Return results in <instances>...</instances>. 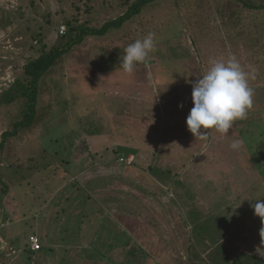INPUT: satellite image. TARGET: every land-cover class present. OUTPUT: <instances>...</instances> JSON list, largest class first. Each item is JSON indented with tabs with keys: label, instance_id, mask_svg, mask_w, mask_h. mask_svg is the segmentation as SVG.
<instances>
[{
	"label": "rangeland",
	"instance_id": "rangeland-1",
	"mask_svg": "<svg viewBox=\"0 0 264 264\" xmlns=\"http://www.w3.org/2000/svg\"><path fill=\"white\" fill-rule=\"evenodd\" d=\"M136 1L0 0V95L17 78L29 83L30 60L67 49L76 38L69 25L101 29ZM150 32L155 50L125 73L124 49ZM232 56L254 77L252 108L227 135L196 139L186 125L189 81L210 59ZM38 98L27 130L16 129L27 99L0 105V264H231L242 250L259 254L251 205L264 198V12L234 0H159L121 29L67 49ZM7 131L15 135L4 139ZM78 140L87 167L98 154V176L120 164L132 179L70 183L84 167L74 160ZM36 233L49 247L31 261Z\"/></svg>",
	"mask_w": 264,
	"mask_h": 264
},
{
	"label": "clouds",
	"instance_id": "clouds-1",
	"mask_svg": "<svg viewBox=\"0 0 264 264\" xmlns=\"http://www.w3.org/2000/svg\"><path fill=\"white\" fill-rule=\"evenodd\" d=\"M154 50L155 34L150 32L124 49L125 55L119 63L121 69L131 75L136 66L145 63ZM199 77L195 81H189L193 107L186 118L188 131L196 139H207L210 130L227 135L233 122L245 119L248 110L252 108L254 92L249 80L254 77L235 56L226 61L210 59L206 71ZM241 145L242 141L233 140L230 148L238 150ZM255 201L251 207L261 220L259 234L261 245L264 246V199ZM256 251L264 256V248L258 247Z\"/></svg>",
	"mask_w": 264,
	"mask_h": 264
},
{
	"label": "trees",
	"instance_id": "trees-1",
	"mask_svg": "<svg viewBox=\"0 0 264 264\" xmlns=\"http://www.w3.org/2000/svg\"><path fill=\"white\" fill-rule=\"evenodd\" d=\"M159 0H137L128 10L127 12L122 15L120 18L115 19L113 21L107 22L101 29H91L84 26L72 27L69 24L71 32L76 31V38L72 39L68 43L67 49L74 47L76 45L81 44L87 36H95V37H103L107 35L113 29H121L127 22L132 20L134 17L140 15L145 7L148 5L155 3ZM238 3H241L243 6L250 10H256L260 12H264V4L256 5L253 1L250 0H234ZM67 49L56 50L54 52H43L38 58L30 60L27 64L24 65V73L26 79L29 83L17 78L15 83L2 95H0V105H10L20 98L27 99V103L25 109L23 111V118L22 120L16 124V129H23L27 130L32 128V126L36 123V116L38 113L39 107V89L40 83L43 81L45 77L51 73L52 69L56 66L58 60L63 57L67 53ZM149 84V81H148ZM146 84L150 89H152L151 85ZM147 86H144L143 89ZM116 90H112V96H116L114 93ZM117 117V116H116ZM14 132H5L3 133L4 139L8 137L14 136ZM73 145H76L74 143ZM85 145V142H83ZM3 143L1 144V147ZM263 156H264V144L261 148ZM4 187L6 185L2 184ZM264 199V198H263ZM39 236V235H38ZM40 237V236H39ZM42 242V240H41ZM30 245V238L29 243ZM27 244V245H28ZM43 244V242H42ZM44 245V244H43ZM260 246L261 243H260ZM264 248V246H262ZM28 258L32 261L34 252L30 250L27 252ZM263 255V254H262ZM227 257V256H226ZM226 262L228 258L225 259ZM231 264H264V256L259 254H255L254 252H239L236 255L235 260Z\"/></svg>",
	"mask_w": 264,
	"mask_h": 264
},
{
	"label": "crops",
	"instance_id": "crops-1",
	"mask_svg": "<svg viewBox=\"0 0 264 264\" xmlns=\"http://www.w3.org/2000/svg\"><path fill=\"white\" fill-rule=\"evenodd\" d=\"M144 97V96H143ZM86 138H88V136L86 137ZM81 140V139H80ZM80 140H78L77 141V143L78 144H76L77 145V147L75 146V145H73V148H74V150L77 152V154L75 155V157H74V160H75V163H77V164H80L81 163V161H83L84 162V167H83V169L82 170H80L78 173H76V174H72V175H70L72 178L69 180V182L71 183V181H73V183H77V182H79L80 184H85L88 180L90 181V180H93L94 178L96 179L97 177H98V179L99 178H102L103 176H106L107 174H109V175H125V176H123V177H127L128 178V180L130 179H132V177L129 175V173H126V174H123V171H121V173L118 171V169L117 168H119V166H120V164L117 166V165H115L116 167L115 168H112L111 170L109 169L108 170V172H104V174L103 175H100V176H98V167H99V164H98V154L96 155L97 157H93V160L95 161V164H94V166H90V167H87V165H86V158H87V154L89 153V152H87L88 150H87V148H86V146L85 145H81V141ZM94 140V139H93ZM76 143V142H75ZM149 145H150V143H148ZM103 151H104V149H102ZM96 152V151H95ZM97 152H102V151H97ZM125 158H129V157H125ZM70 163V162H69ZM117 164V163H116ZM70 174V173H69ZM144 176L145 177H149L150 179H152L153 181H155V182H157V183H159L158 181H156L153 177H151L152 175H149V176H147V175H145L144 174ZM140 177L141 178H144L143 176H141L140 175ZM127 180V181H128ZM145 180V179H144ZM136 182V181H135ZM166 187V186H165ZM127 189V188H126ZM128 190V189H127ZM96 194V193H95ZM35 235H39L38 233H36ZM40 236V235H39ZM208 242H210L209 240H208ZM210 245H212V244H210ZM216 246H218V245H215L214 246V248H216ZM44 247V246H43ZM46 247H49V245L47 246H45L42 250H41V252L42 251H45V249H46ZM216 251H218V252H220L219 250H216ZM242 251H244V252H248V251H245V250H242ZM36 253H40V252H34V254H36ZM221 256V259L224 261V259L226 258V254L225 253H223L222 255H220ZM218 261H220V257H218L217 258V263H218Z\"/></svg>",
	"mask_w": 264,
	"mask_h": 264
},
{
	"label": "built area",
	"instance_id": "built-area-1",
	"mask_svg": "<svg viewBox=\"0 0 264 264\" xmlns=\"http://www.w3.org/2000/svg\"><path fill=\"white\" fill-rule=\"evenodd\" d=\"M60 34L62 36H65L67 34V28L65 26H62L61 27V30H60ZM121 162H127V164L129 165H132L134 162H133V158L129 157V158H125V157H122L120 159ZM30 245H31V250L33 252H40L42 249H43V245H42V242H41V239L38 235H32L30 237Z\"/></svg>",
	"mask_w": 264,
	"mask_h": 264
}]
</instances>
